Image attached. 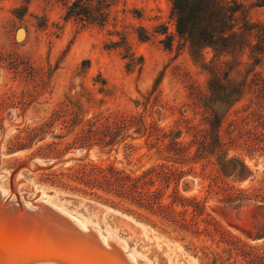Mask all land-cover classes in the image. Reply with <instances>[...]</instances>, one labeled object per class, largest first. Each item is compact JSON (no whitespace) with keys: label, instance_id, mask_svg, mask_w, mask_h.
Here are the masks:
<instances>
[{"label":"rangeland","instance_id":"374dc122","mask_svg":"<svg viewBox=\"0 0 264 264\" xmlns=\"http://www.w3.org/2000/svg\"><path fill=\"white\" fill-rule=\"evenodd\" d=\"M239 1L247 7V18L264 26V0ZM173 8L172 0H117L108 22L99 26L67 19L65 0H0V207L11 205L22 216L37 215L41 206L53 208L79 230L93 229L102 241L117 244L130 264H245L237 243L264 247L260 203L229 206L207 200L206 182L181 181L180 193L198 196L205 213L232 238L218 244L141 222L77 192L67 179L70 169L88 163L137 175L157 162L145 139L132 133L114 147L78 149L77 136L96 119L135 116L146 127L156 123L189 141L202 125L191 83L206 89L215 59L229 63L230 81L237 87H246L255 74L264 76V53L259 64L248 55L232 63L210 48L193 55L190 43L177 33ZM249 107L257 105L245 91L232 114L245 116ZM127 143L140 148L131 159L125 157ZM232 155L252 174L235 186L264 193V155H250L243 147ZM201 169L197 165L194 172L200 175ZM249 206L262 210L245 211ZM0 230V242L8 237L2 244L14 242L13 225L0 221ZM11 259L10 264L17 263ZM28 263L54 264H22Z\"/></svg>","mask_w":264,"mask_h":264},{"label":"trees","instance_id":"16d2710c","mask_svg":"<svg viewBox=\"0 0 264 264\" xmlns=\"http://www.w3.org/2000/svg\"><path fill=\"white\" fill-rule=\"evenodd\" d=\"M65 1L67 19L104 26L109 9L117 0ZM172 1L177 33L190 43L193 55L210 48L219 57L230 58L232 63H242L246 55L255 64L260 63L264 53V26L247 18L244 3L239 0ZM228 64L220 58L212 62V80L206 89L191 83L190 95L194 108L202 110V125L193 129L189 141L181 139L174 129H164L156 123L146 127L139 118L121 113L92 122L90 128L77 136L78 149L93 144L114 147L132 133L145 139L146 149L155 153L157 162L137 175L113 165L88 163L76 170L70 169L67 179L76 185L74 190L104 200L153 227L211 238L218 244L232 240L205 213V204L198 196L187 197L179 191L181 181L193 177L207 183V200L217 198L229 206L254 202L264 207V193H251L235 186L250 179L252 174L239 156L232 155L240 147L250 155H264V76L255 74L246 87H237L230 81ZM245 91L252 95L257 109L249 107L245 116L239 112L232 114L233 108L243 101ZM125 148L128 159L140 150L131 143ZM189 165L192 167L188 171ZM197 165L202 167L200 175L194 172ZM237 244L238 258L245 264H264V247Z\"/></svg>","mask_w":264,"mask_h":264},{"label":"bare ground","instance_id":"6f19581e","mask_svg":"<svg viewBox=\"0 0 264 264\" xmlns=\"http://www.w3.org/2000/svg\"><path fill=\"white\" fill-rule=\"evenodd\" d=\"M3 220L14 226L15 239L9 238L8 242H14L8 245L1 243L8 237L0 242V264H10L12 257L17 260L15 264H130L117 244L102 241L93 229L79 230L53 208L41 206L37 215L22 216L19 209L7 205L0 207Z\"/></svg>","mask_w":264,"mask_h":264},{"label":"water","instance_id":"95a60500","mask_svg":"<svg viewBox=\"0 0 264 264\" xmlns=\"http://www.w3.org/2000/svg\"><path fill=\"white\" fill-rule=\"evenodd\" d=\"M262 209L259 208V207H255V206H249L245 209V211H248V212H254V213H257L259 211H261Z\"/></svg>","mask_w":264,"mask_h":264}]
</instances>
